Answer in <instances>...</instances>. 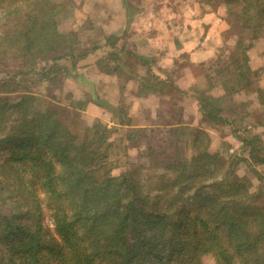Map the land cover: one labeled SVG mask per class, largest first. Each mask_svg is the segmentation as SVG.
<instances>
[{"label": "trees", "instance_id": "1", "mask_svg": "<svg viewBox=\"0 0 264 264\" xmlns=\"http://www.w3.org/2000/svg\"><path fill=\"white\" fill-rule=\"evenodd\" d=\"M129 2L123 0L125 8ZM88 3L0 0V243H6L0 264H203L206 256L213 264H264V188L251 191V178L237 174L246 162L262 179L253 168L264 166L259 133L232 128L249 157H225L210 150L204 128L180 121L162 148H174L171 154L148 146L138 161L128 160V149L137 148L145 134L133 127L124 98L161 95L177 105L187 93L176 81L185 66L138 54L110 29L84 41L78 52L79 30H92L93 18L87 15L82 27L61 26ZM194 3L198 10L209 5L215 19L228 24L223 33L236 38L231 60L204 67L208 87L195 93L197 112L215 128L233 125L223 110L245 114L249 102L236 103L232 95L251 87L262 72L248 64L247 51L264 36V0ZM209 26L203 24L205 33ZM105 48L94 71L121 79L116 101L95 94L64 105L53 100L56 94L44 100L34 91L39 83L51 90L67 75L78 77L79 63ZM214 75L229 88L231 106L210 101L206 89ZM126 85L135 91L125 92ZM255 89L264 104V90ZM90 101L109 114L107 122H79ZM182 134L186 151L177 145ZM193 210L207 218L192 216Z\"/></svg>", "mask_w": 264, "mask_h": 264}, {"label": "rangeland", "instance_id": "2", "mask_svg": "<svg viewBox=\"0 0 264 264\" xmlns=\"http://www.w3.org/2000/svg\"><path fill=\"white\" fill-rule=\"evenodd\" d=\"M183 1L192 2L190 8L192 11H190L187 16L184 13L176 12V19L179 23L175 24L171 30L167 27L163 28V31L167 29L169 31H160V43L157 42L152 46H145L138 41V38H133L131 35L135 34L136 31L132 30L137 28V25H134L132 29L128 31L131 32L128 36L129 38H121L119 42L120 44H127L131 49L135 50L136 53L141 55H160L162 56L161 58L164 57L170 59V61L172 55L179 56L176 61L182 66H185L183 67L185 70L183 75H177L179 78L176 79V81L180 88L187 92L185 96H183L182 101L175 106H172L167 96L161 95H153L149 98L147 96L146 98L133 99V101L131 97L124 98V103H129L127 115L132 117L133 127H143V134H145V137L137 139V148L128 149V160L138 161L139 155L145 153L148 146L153 147L156 151H161L160 154H171L174 148H162L167 144V140L170 136L168 132L171 130V126L180 121L188 128L191 126H200L204 128L209 134V147L212 152L218 151L225 157L239 156L240 158H248V151L243 148V143L238 140L231 131L232 128H236L237 130H241L243 127L252 128L254 133H259L264 146V104H260L258 93L255 91L257 90L255 88L264 90V36L256 40L254 45L247 51L248 64L255 69L262 68V72H259L258 79H254V84L251 87L232 95V99L236 103L249 102L247 109L244 110L245 114H243L242 109L237 110V112H231L230 109H225L223 110V114L227 119L233 121V125L227 122L226 125H220L215 128L202 123L201 115L197 112L195 93H197L198 90H204L208 87V78L205 74L204 67H213L215 61H217V65L223 60L226 62L231 60L230 57H232L231 54H233L231 48L234 46L236 38L229 37L223 33L228 29V24L226 22H218L214 17L213 9L209 5L202 4V10H198L195 9L197 6L195 3L193 8V0ZM88 2V6L75 10L74 18L72 19L70 17L69 20H66L67 23L64 21L65 24L61 26L64 30H68L71 27L70 25H72L73 28H75L77 24L79 27L81 25L84 26L83 24L87 15L93 18L92 27L94 26V28L92 30L87 28L89 26H86V30L85 28L79 30L80 40L83 42L79 44L78 52H81L85 48V42L88 41L90 43L91 40H94V36L98 37L103 34L102 30L112 28L108 21V17L113 18V13L109 16V12L105 10V3H107V0H88ZM134 4L136 7L139 5L137 2H134ZM189 15H193V18ZM205 23L210 24L206 33L203 27ZM112 25L117 31L122 29V24H120L117 18H113ZM124 30L125 29L122 31ZM138 32L141 33V30L139 29ZM200 33L202 36L204 33L206 35L201 41H199L198 38ZM174 36L177 38L176 43H173L171 40ZM160 46L167 50L161 51ZM106 51V48L100 49L94 54H90L84 61L82 60L79 63L80 67L77 69V72L81 74L78 77L74 78L71 74L67 75L64 77L62 84L56 83L57 86H59H55L51 88V90L50 88H47L48 90L44 88L45 83H39L40 85H35L34 91L37 92L40 97H43L44 100H51L49 97L50 94H56L53 100L64 105L70 104V102L73 104L75 102L84 101L88 98V95L95 94L106 100L116 101L120 97L119 83H121V79H118L114 75L98 74L94 71V68H96L94 66L95 61L102 57ZM241 52L242 47H240V53ZM185 54L188 55L186 58ZM235 56L236 55H234V57ZM61 64L66 66L65 64L67 63L62 60ZM211 83L213 85L206 89V93L210 96V101L217 106H231L227 94L229 88H225L223 85L225 83L224 79L221 76L214 75L212 76V80L209 81V84ZM228 84L230 85V93H232V82H228ZM133 90L135 91L133 85H126L125 92L130 93L133 92ZM66 95H69L70 98L67 99ZM108 117L109 114L105 113L102 108L90 101L87 108L79 112L78 119L82 125H91L95 118L107 122L109 119ZM262 119L263 121L260 122ZM108 123V125L111 126L110 122ZM261 123H263L262 127H254V125H261ZM177 139L180 140L178 143L176 140L177 145L181 146V148L186 151V135H179ZM118 154H121L119 156L121 157L122 150H118ZM160 157L164 156L161 155ZM253 168L259 170V173L262 174V179L255 176V173L251 171V167L247 165L246 162H241L237 166V174L240 176L246 175L251 178V191L254 192L260 188H264V166L255 165ZM191 215L207 218L206 214L199 210H193ZM46 223L53 229L52 222L49 219H47ZM5 244L6 243H0V251L5 247ZM213 263L214 261L211 256L204 257L203 264Z\"/></svg>", "mask_w": 264, "mask_h": 264}, {"label": "crops", "instance_id": "3", "mask_svg": "<svg viewBox=\"0 0 264 264\" xmlns=\"http://www.w3.org/2000/svg\"><path fill=\"white\" fill-rule=\"evenodd\" d=\"M131 2L128 3V6L125 8L123 0H107L105 3V10L109 12V16L113 13V18H117L122 24V29L117 31L113 28L112 20L113 18L108 17V21L111 24V29L113 32L117 33L121 38H129L128 36L131 32H127L126 35H123V29H127L129 31L130 27L137 25L134 30L135 34L131 35L133 38H138L145 46H152L155 43H160L159 39L161 36L159 34L160 31H163V28L167 27L172 29L177 22V13H184L186 16L190 13V8L192 2H185L183 0H128ZM134 2H137L138 7L135 6ZM190 4V5H189ZM134 7V13L133 11ZM194 8V4H193ZM196 9V7H195ZM127 11L129 13L127 14ZM171 12V13H169ZM195 14V12H194ZM193 18V15H189ZM138 28H143L141 33L138 32ZM168 30V29H167ZM165 30V31H167ZM168 30V31H169ZM163 31V32H165ZM162 32V33H163ZM202 34L198 35L200 38ZM171 38L173 43H176L177 38ZM161 51L167 50L166 48L160 46ZM179 56L172 55L171 60L178 59Z\"/></svg>", "mask_w": 264, "mask_h": 264}]
</instances>
